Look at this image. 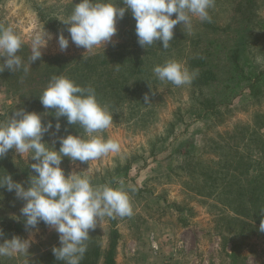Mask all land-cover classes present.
Segmentation results:
<instances>
[{"label": "rangeland", "instance_id": "rangeland-1", "mask_svg": "<svg viewBox=\"0 0 264 264\" xmlns=\"http://www.w3.org/2000/svg\"><path fill=\"white\" fill-rule=\"evenodd\" d=\"M74 3L0 0V26L11 25L29 51L35 33L50 34L43 55L81 57L110 50L115 57L125 44L126 57L143 60L140 96L125 93L119 106L109 109L112 125L98 133L117 141L120 151L89 162L64 157L60 165L66 176L81 171L94 186L123 183L129 192L132 215L104 217L89 230L88 240L104 249L115 230L116 264H264V232L259 231L264 218V0H215L211 22L193 18L191 34L178 23L174 32L180 38H173L167 49L156 41L134 51L130 44L136 41L128 33L134 27L118 18L112 41L89 52L71 41L62 22ZM61 33L69 39L64 51L57 40ZM236 37L244 42L236 58L243 70L239 74L226 51ZM169 59L190 71H198L193 64L203 60L210 77L179 87L162 82L153 68ZM145 94L151 103L145 104ZM19 103V94L2 83L0 74V122L21 109ZM53 122L61 129L56 132L53 125L43 142H55L57 151L58 137L84 135L78 126L70 131L65 119ZM35 162L10 149L0 159V176L10 174L27 187L24 174H35ZM24 204L15 190L0 187V242L13 235L32 240L27 254L0 257V264H33L59 243L58 233L42 221L26 229L20 211Z\"/></svg>", "mask_w": 264, "mask_h": 264}, {"label": "clouds", "instance_id": "clouds-1", "mask_svg": "<svg viewBox=\"0 0 264 264\" xmlns=\"http://www.w3.org/2000/svg\"><path fill=\"white\" fill-rule=\"evenodd\" d=\"M80 0L71 15L63 20L68 25L67 31L71 41L86 52L98 45L112 41L117 32L116 21L123 18L130 10L136 21L135 33L138 43L146 48L156 41H162L164 49L174 37V27L182 22L184 29L191 34L193 18L211 22L209 9L215 0ZM176 14L173 19V14ZM51 35L37 32L31 38L29 66L42 56ZM61 51L67 49L69 39L62 33L57 37ZM24 41L14 28L0 26V72L5 69L16 71L28 66L17 54ZM261 63V57L256 58ZM160 81L171 82L176 86L190 85L198 75L197 70L190 71L182 62L175 59L166 60L153 68ZM45 109H54V115L65 117L69 125L84 130V135L68 134L58 137L59 150L47 142L43 136L53 128V124L42 123L41 114L29 112L23 108L15 110L6 122H0V159L10 149L18 154H29L35 163L31 164L34 175H30L28 186L13 180L10 174L0 176V187L9 192L15 190L17 198L25 201L21 208L25 227L35 228L41 221L58 233L59 247L52 252L57 260L65 264H80L87 251L89 230L104 217L114 218L131 216L133 209L129 192L121 183L117 187L110 184L94 186L90 178L81 171L65 175L61 168L64 157L71 161L89 162L109 153H118L120 145L112 139H104L98 133L108 129L113 123L112 113L107 106H102L92 87H81L64 75L51 77L39 96ZM145 104L151 103L147 94ZM60 123L55 124L59 132ZM264 214V210L261 211ZM259 231L264 232V218L261 219ZM0 230V237H3ZM31 239H22L13 235L11 239L0 242V257H13L27 254Z\"/></svg>", "mask_w": 264, "mask_h": 264}, {"label": "trees", "instance_id": "trees-1", "mask_svg": "<svg viewBox=\"0 0 264 264\" xmlns=\"http://www.w3.org/2000/svg\"><path fill=\"white\" fill-rule=\"evenodd\" d=\"M79 2L80 0H77V3ZM117 3L118 6H124L121 0H117ZM122 20L124 24L129 27H134V30L128 33L131 34V37L136 41L135 44L131 43L130 45H133L135 47L134 51H137L139 43L135 33L136 21L130 10H126ZM242 26V28L245 27L244 25ZM178 34V32H174L173 38L179 40L180 36ZM239 39L240 41L237 40V37L234 38L233 41L226 46V51L231 52L229 54L234 62V67L239 69L238 74L243 70L239 67V62L236 61V58L239 56L240 47L244 43L241 37ZM125 48L126 45L124 44L121 50L118 52L116 51L115 57H113V51L110 52V50H104L99 53L81 57H66L61 55L49 56L42 54L38 60L29 66L31 52L26 48L25 44H23L17 54L22 58L23 64L28 66L27 73L24 72L23 68L13 72L5 69L3 72H0L1 80L13 93L17 92L19 94L20 107L18 108L41 114L43 124L51 122L55 127L56 122L54 123L53 121L65 119V124L69 125L65 117L57 118L54 115V109H45L40 102L39 96L51 77L54 75H64L81 87H92L95 89L97 100L102 106H107L108 109L114 107L115 109L125 99V93L131 94L130 96L136 95L135 97H137L140 96V92L143 91L141 79L143 68H140L139 65L141 62L143 63V60L140 61L138 56L126 57L122 52ZM0 63H2V60H0ZM204 64L203 60H199L193 65L194 68L198 69V75L195 79L206 83L207 79L210 77V71H204V69H202ZM238 74L235 73V77H238ZM241 78H246V76L243 75ZM237 84L238 79L236 78L231 88ZM69 129H71L70 131H76L77 126L71 125ZM24 175L25 178L30 179L26 171ZM91 238L92 237L89 239ZM88 241L89 242L86 243L87 251L84 258L80 261V264H97L99 260L100 264H116L114 256L116 245L115 230L109 233L108 242L104 249H101L99 244H95L91 240ZM59 246L60 243L55 247ZM52 248L39 259H36V262L33 264H36L40 259L46 260L44 264H65L64 261L56 259L52 252Z\"/></svg>", "mask_w": 264, "mask_h": 264}]
</instances>
